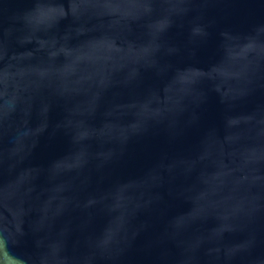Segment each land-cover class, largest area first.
<instances>
[{"label":"water","instance_id":"water-1","mask_svg":"<svg viewBox=\"0 0 264 264\" xmlns=\"http://www.w3.org/2000/svg\"><path fill=\"white\" fill-rule=\"evenodd\" d=\"M0 264H264V0H0Z\"/></svg>","mask_w":264,"mask_h":264}]
</instances>
